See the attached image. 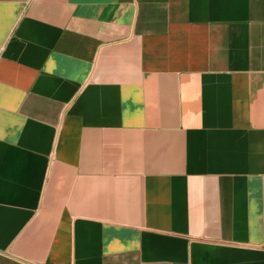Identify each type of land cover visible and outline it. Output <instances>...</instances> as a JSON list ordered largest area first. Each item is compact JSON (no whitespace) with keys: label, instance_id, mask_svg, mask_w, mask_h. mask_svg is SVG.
<instances>
[{"label":"crops","instance_id":"crops-1","mask_svg":"<svg viewBox=\"0 0 264 264\" xmlns=\"http://www.w3.org/2000/svg\"><path fill=\"white\" fill-rule=\"evenodd\" d=\"M0 264H264V0H0Z\"/></svg>","mask_w":264,"mask_h":264}]
</instances>
